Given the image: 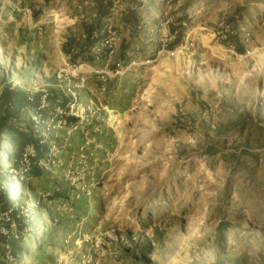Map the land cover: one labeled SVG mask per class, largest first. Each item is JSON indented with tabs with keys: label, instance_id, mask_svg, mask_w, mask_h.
I'll return each mask as SVG.
<instances>
[{
	"label": "rangeland",
	"instance_id": "374dc122",
	"mask_svg": "<svg viewBox=\"0 0 264 264\" xmlns=\"http://www.w3.org/2000/svg\"><path fill=\"white\" fill-rule=\"evenodd\" d=\"M6 88L0 264H264V0H0Z\"/></svg>",
	"mask_w": 264,
	"mask_h": 264
},
{
	"label": "trees",
	"instance_id": "16d2710c",
	"mask_svg": "<svg viewBox=\"0 0 264 264\" xmlns=\"http://www.w3.org/2000/svg\"><path fill=\"white\" fill-rule=\"evenodd\" d=\"M36 105L37 103L19 88H6L0 95V137L6 136L21 154H24L25 146L33 142L34 134L26 133L23 128L17 126L20 123L19 116ZM34 146L38 147L37 144ZM29 160L35 161L32 157H29Z\"/></svg>",
	"mask_w": 264,
	"mask_h": 264
},
{
	"label": "bare ground",
	"instance_id": "6f19581e",
	"mask_svg": "<svg viewBox=\"0 0 264 264\" xmlns=\"http://www.w3.org/2000/svg\"><path fill=\"white\" fill-rule=\"evenodd\" d=\"M58 19H59V18H58ZM56 20H57V19H56ZM217 51H218V50H217ZM214 52H215V51H214ZM214 52H213V54H212V55L216 57L217 55H216ZM218 54H219V53H218ZM219 57H220V56H219Z\"/></svg>",
	"mask_w": 264,
	"mask_h": 264
},
{
	"label": "built area",
	"instance_id": "2783aa9c",
	"mask_svg": "<svg viewBox=\"0 0 264 264\" xmlns=\"http://www.w3.org/2000/svg\"><path fill=\"white\" fill-rule=\"evenodd\" d=\"M120 66V65H119ZM120 68H121V66H120ZM119 73V72H118Z\"/></svg>",
	"mask_w": 264,
	"mask_h": 264
}]
</instances>
